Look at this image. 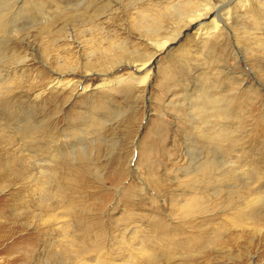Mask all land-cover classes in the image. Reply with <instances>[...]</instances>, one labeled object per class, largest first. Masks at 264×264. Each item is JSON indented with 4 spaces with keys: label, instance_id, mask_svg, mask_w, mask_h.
<instances>
[{
    "label": "rangeland",
    "instance_id": "obj_1",
    "mask_svg": "<svg viewBox=\"0 0 264 264\" xmlns=\"http://www.w3.org/2000/svg\"><path fill=\"white\" fill-rule=\"evenodd\" d=\"M258 1L0 0V264H264Z\"/></svg>",
    "mask_w": 264,
    "mask_h": 264
},
{
    "label": "bare ground",
    "instance_id": "obj_2",
    "mask_svg": "<svg viewBox=\"0 0 264 264\" xmlns=\"http://www.w3.org/2000/svg\"><path fill=\"white\" fill-rule=\"evenodd\" d=\"M252 1L256 3L259 2L258 0H231V1L230 0H220L219 4H217L213 0H184L183 6H181V8L178 9V14L180 17L179 24L180 25L182 24L181 25L182 28H186V29L187 27H192L196 38H198L199 40H204V43H208L210 39H213L211 37H217L225 30V28H228L227 26L228 22H231L229 21L231 20L230 19L231 10H228L227 7L231 6L229 8L232 9V12H234V9H240L241 11L242 10L246 11L245 14H247V10L252 6ZM225 8H227V10L226 12H223ZM250 19L253 21V24L255 23L259 25V22L255 18V16L250 17ZM204 21L205 22L208 21V23L203 24ZM158 22H156V20L152 21L153 25L158 26V28H154L155 30H152L155 32V34L161 32L160 29L163 27L161 25L159 26ZM173 39L174 38L171 35L170 37L166 38L165 41L161 43L157 42V44L155 43V47H157V53L160 54L166 49L168 50L169 48H171L169 46L171 42H173L172 41ZM155 55L153 56L154 57L153 62H150L149 64L141 63L142 65H140L138 62V65L133 66L134 73L131 75L129 74L130 75L129 77H125V78L120 77L116 79V81L114 82L115 87H120L121 85H124L127 87L134 88V85L138 86L142 83H146L147 80L149 79V74H146V75H142V74L144 70L148 68H150L151 70V65L154 64V60L156 58ZM60 84H61L60 82L58 83L56 82L53 84V86L59 87Z\"/></svg>",
    "mask_w": 264,
    "mask_h": 264
}]
</instances>
